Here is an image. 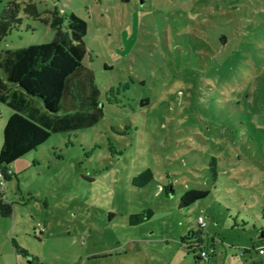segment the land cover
Here are the masks:
<instances>
[{"label":"rangeland","instance_id":"1","mask_svg":"<svg viewBox=\"0 0 264 264\" xmlns=\"http://www.w3.org/2000/svg\"><path fill=\"white\" fill-rule=\"evenodd\" d=\"M20 1L39 16L20 10L0 50L47 43L64 28L51 27L53 13H74L87 23L82 61L94 71L101 116L51 132L7 166L0 200L12 211L0 216V264H264V0H224L248 44L239 79L217 86L190 60L195 32L170 16L185 0ZM11 113L0 102V146ZM145 169L152 179L135 185ZM197 186L209 195L179 208ZM12 238L27 255H15ZM196 244L212 247L207 260H197Z\"/></svg>","mask_w":264,"mask_h":264},{"label":"trees","instance_id":"2","mask_svg":"<svg viewBox=\"0 0 264 264\" xmlns=\"http://www.w3.org/2000/svg\"><path fill=\"white\" fill-rule=\"evenodd\" d=\"M0 1H3L0 42L5 41L11 29L20 25V10L36 18L39 16L31 2L22 5L20 0ZM170 16L177 24H185L184 29L187 27L195 32L193 51L197 57L190 59L194 68L208 74L215 86L224 80L234 82L239 79L242 45L248 43L244 41L245 24H241V15L236 9H226L224 0H185L182 8L170 11ZM59 21L64 22L63 30L56 28L53 39L47 43L0 50V102L12 109L2 130L0 177L3 180L13 176L7 166L36 149L51 132L84 120L87 124L101 116L100 90L95 83L94 71L82 61L85 48L81 36L87 30V23L72 12L64 15L62 20L53 13L51 27ZM196 62L205 63L198 66ZM192 74L187 71L186 83L193 81ZM28 98H35L37 104ZM148 102L146 99L141 105ZM207 170L215 188L219 178L216 156H210ZM151 179V171L145 169L133 177L132 182L143 186ZM209 193L204 186L187 188L179 197L178 207H189ZM11 211L12 204L0 200V216L8 217ZM197 238L200 239V230ZM11 242L15 255H27L13 238ZM195 247L198 251L203 249L199 244ZM197 260H201L199 254ZM30 261L36 264L33 257Z\"/></svg>","mask_w":264,"mask_h":264},{"label":"built area","instance_id":"3","mask_svg":"<svg viewBox=\"0 0 264 264\" xmlns=\"http://www.w3.org/2000/svg\"><path fill=\"white\" fill-rule=\"evenodd\" d=\"M197 224H198V227L199 229L203 228L205 226V220H204V217H202L201 215H199L197 217ZM40 225V224H38ZM263 233H264V230H263ZM212 252V247L211 248H203L199 251V256L201 258V260H207L210 253ZM257 252L259 254H264V245H260L257 247ZM234 264H240L238 262L234 263Z\"/></svg>","mask_w":264,"mask_h":264},{"label":"crops","instance_id":"4","mask_svg":"<svg viewBox=\"0 0 264 264\" xmlns=\"http://www.w3.org/2000/svg\"><path fill=\"white\" fill-rule=\"evenodd\" d=\"M5 48H7V47H5ZM4 49V48H3ZM2 50V49H1ZM1 197V196H0ZM2 201V200H1ZM211 246H213V243H211Z\"/></svg>","mask_w":264,"mask_h":264},{"label":"water","instance_id":"5","mask_svg":"<svg viewBox=\"0 0 264 264\" xmlns=\"http://www.w3.org/2000/svg\"><path fill=\"white\" fill-rule=\"evenodd\" d=\"M140 1V3L142 2V0H139Z\"/></svg>","mask_w":264,"mask_h":264}]
</instances>
